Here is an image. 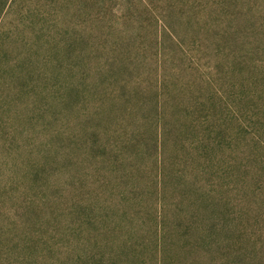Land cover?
<instances>
[{
	"label": "rangeland",
	"instance_id": "obj_1",
	"mask_svg": "<svg viewBox=\"0 0 264 264\" xmlns=\"http://www.w3.org/2000/svg\"><path fill=\"white\" fill-rule=\"evenodd\" d=\"M0 264H264V0H0Z\"/></svg>",
	"mask_w": 264,
	"mask_h": 264
},
{
	"label": "trees",
	"instance_id": "obj_2",
	"mask_svg": "<svg viewBox=\"0 0 264 264\" xmlns=\"http://www.w3.org/2000/svg\"><path fill=\"white\" fill-rule=\"evenodd\" d=\"M9 1H12V0H8V3H9ZM207 163H208V161H207ZM167 166H168V163L165 160V163H163V169H165L164 170V184L163 185H164V189L165 190H166V188L169 185L168 179L169 178H171V179L173 178V173L172 172L169 173L170 167L168 166V168H167ZM194 219H196V215L193 216L191 220H194ZM173 220L174 219L168 217V215H166V218L164 219V223H165L164 228H165V231H163V234L161 235V243H162V246H163V248H162L163 253H165V251H167V248H168V243H169L168 242V237H169V233L171 232V228H173V224L175 223V221H173ZM197 230L200 232V235L198 237H196V243H199L200 239L202 238V236L205 233V230L204 229L203 230L202 229H197Z\"/></svg>",
	"mask_w": 264,
	"mask_h": 264
}]
</instances>
